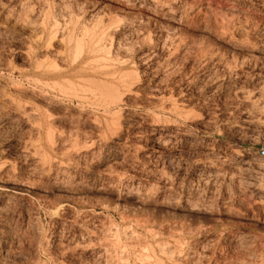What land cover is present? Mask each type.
I'll return each instance as SVG.
<instances>
[{"label":"rangeland","instance_id":"1","mask_svg":"<svg viewBox=\"0 0 264 264\" xmlns=\"http://www.w3.org/2000/svg\"><path fill=\"white\" fill-rule=\"evenodd\" d=\"M146 260L264 264V0H0V264Z\"/></svg>","mask_w":264,"mask_h":264},{"label":"bare ground","instance_id":"2","mask_svg":"<svg viewBox=\"0 0 264 264\" xmlns=\"http://www.w3.org/2000/svg\"><path fill=\"white\" fill-rule=\"evenodd\" d=\"M105 34H106V31H105V29H100L99 31H98V33L96 34V37H94V39H93V43H94V47H93V51H95V52H97L99 55L101 54V52H103L104 51V44H102V42H101V40L104 38V36H105ZM174 108L176 109V107L174 106ZM131 237H132V235H131ZM134 237V236H133ZM131 239H133V238H131ZM136 241H138V240H136ZM162 247H164V246H161V251L164 253V254H166L169 258H176V256L174 255V252L171 250L170 251V249H168V247H166V248H162ZM159 248H160V246H159ZM172 248V247H171ZM161 252V253H162ZM173 253V254H172ZM177 253V252H176ZM142 254V253H141ZM144 254V253H143ZM163 254V255H164ZM148 255V254H147ZM144 256V255H143ZM177 259V258H176ZM175 259V260H176ZM143 263V262H142ZM143 264H157V262L156 261H151V260H146Z\"/></svg>","mask_w":264,"mask_h":264}]
</instances>
